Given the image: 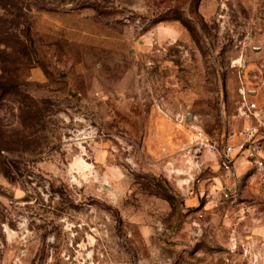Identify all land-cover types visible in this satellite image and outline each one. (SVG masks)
<instances>
[{"label": "rangeland", "instance_id": "1", "mask_svg": "<svg viewBox=\"0 0 264 264\" xmlns=\"http://www.w3.org/2000/svg\"><path fill=\"white\" fill-rule=\"evenodd\" d=\"M249 126L264 0H0V264H264Z\"/></svg>", "mask_w": 264, "mask_h": 264}, {"label": "built area", "instance_id": "2", "mask_svg": "<svg viewBox=\"0 0 264 264\" xmlns=\"http://www.w3.org/2000/svg\"><path fill=\"white\" fill-rule=\"evenodd\" d=\"M246 106L249 111L255 109V104L251 103ZM243 115H245V113H243ZM240 138L241 142L236 147L226 146L221 151H219L216 147L211 146L207 139L205 141L201 140L198 144H196L198 147L197 150L201 147H205L209 148V150L215 151L221 160L224 170L229 175L232 174L233 162L235 158L244 153H246V157L248 159L254 160L259 167H264V144L260 142L262 138L259 135L258 128L249 126L242 129L240 132ZM197 139L199 140L198 136Z\"/></svg>", "mask_w": 264, "mask_h": 264}]
</instances>
